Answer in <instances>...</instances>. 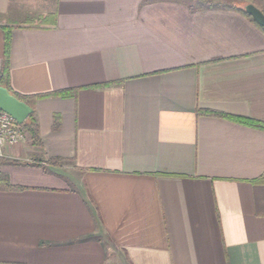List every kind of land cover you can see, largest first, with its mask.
<instances>
[{"label":"crops","instance_id":"1","mask_svg":"<svg viewBox=\"0 0 264 264\" xmlns=\"http://www.w3.org/2000/svg\"><path fill=\"white\" fill-rule=\"evenodd\" d=\"M2 25L41 143L0 146V264H264V130L202 113L264 122L257 24L189 0H0ZM4 49L0 28V71Z\"/></svg>","mask_w":264,"mask_h":264},{"label":"trees","instance_id":"2","mask_svg":"<svg viewBox=\"0 0 264 264\" xmlns=\"http://www.w3.org/2000/svg\"><path fill=\"white\" fill-rule=\"evenodd\" d=\"M189 1H190V6L192 8H196V7H199V8L224 7V8H230V9L237 10V11L241 12L242 14H244L245 16H247L248 18H250L255 24H257V26H259L264 31V28L246 11V5L248 3H254L256 6H258L264 12V8L256 0H244L243 1L244 4H239V5L224 3L221 0H189ZM41 20H42L41 18H36V19L34 18L32 20H28L27 23L35 24L37 22H40ZM0 28L3 31L4 39H5L4 60H3V64L1 67V71H0V85L5 86L11 93L15 94L17 97H19L21 100H23L24 102H26L27 104H29L33 108L34 99L37 97H41V95L40 96H24V95H20V94L13 92L11 89L10 62L9 61H10L11 29H12V27L9 25H2V26H0ZM71 91L72 90H61L58 92L47 94V96L68 95L71 93ZM202 113L226 117V118H229V119L236 121L238 123L264 130V122L263 121L254 120V119L246 118V117L233 116V115H229V114H226L223 112L212 111V110L202 111ZM21 126L29 133L32 141L35 144L41 143L39 123H38V119L36 117L35 111H33V113L30 114V116L26 119V121L23 124H21ZM49 161L52 163L57 162L56 159H52V158L49 159ZM10 187H13V186H10L9 184L5 185V184L0 183V189H4V188L7 189Z\"/></svg>","mask_w":264,"mask_h":264},{"label":"water","instance_id":"3","mask_svg":"<svg viewBox=\"0 0 264 264\" xmlns=\"http://www.w3.org/2000/svg\"><path fill=\"white\" fill-rule=\"evenodd\" d=\"M246 11L264 28V12L254 3L246 5ZM0 110L11 114L19 124H23L34 109L0 85Z\"/></svg>","mask_w":264,"mask_h":264},{"label":"built area","instance_id":"4","mask_svg":"<svg viewBox=\"0 0 264 264\" xmlns=\"http://www.w3.org/2000/svg\"><path fill=\"white\" fill-rule=\"evenodd\" d=\"M25 134V129L9 113L0 110V146L19 142Z\"/></svg>","mask_w":264,"mask_h":264},{"label":"rangeland","instance_id":"5","mask_svg":"<svg viewBox=\"0 0 264 264\" xmlns=\"http://www.w3.org/2000/svg\"><path fill=\"white\" fill-rule=\"evenodd\" d=\"M224 3H230V4H244L243 1L244 0H221ZM263 8H264V0H256Z\"/></svg>","mask_w":264,"mask_h":264}]
</instances>
